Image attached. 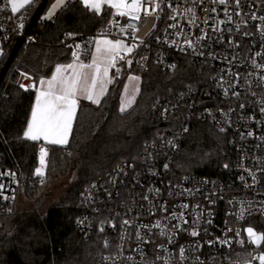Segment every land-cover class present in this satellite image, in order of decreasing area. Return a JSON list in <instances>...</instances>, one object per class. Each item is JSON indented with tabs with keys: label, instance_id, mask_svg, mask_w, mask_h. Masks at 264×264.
I'll return each instance as SVG.
<instances>
[{
	"label": "built area",
	"instance_id": "obj_1",
	"mask_svg": "<svg viewBox=\"0 0 264 264\" xmlns=\"http://www.w3.org/2000/svg\"><path fill=\"white\" fill-rule=\"evenodd\" d=\"M139 17L112 14L106 26L71 47L83 55L96 37L125 42L132 51L115 55V79L127 67L142 74L154 66L171 73L177 56L189 57L203 77L175 103L155 110L165 119L185 108L228 135L231 149L211 175H179L175 159L189 131L183 125L160 133L143 166L124 165L114 176L90 183L77 227L86 240L95 228L105 232L106 253L94 264H261L264 250L259 241L250 242L246 230L258 235L257 221L264 219V0H152L141 5ZM26 18L0 0V59L12 37L24 38L26 45L35 42L26 33ZM21 84L36 89L28 87L35 79L23 72L16 86ZM10 173L0 171L3 205L14 203L20 185L18 175ZM157 221L161 226L153 227Z\"/></svg>",
	"mask_w": 264,
	"mask_h": 264
},
{
	"label": "trees",
	"instance_id": "obj_2",
	"mask_svg": "<svg viewBox=\"0 0 264 264\" xmlns=\"http://www.w3.org/2000/svg\"><path fill=\"white\" fill-rule=\"evenodd\" d=\"M53 2L33 0L20 12L26 13V33L35 36V42L26 45L24 38L12 37L0 59V171L18 175V191L25 187L30 197H38V190L53 175L70 177L75 172L76 183L42 219L34 211H17L16 200L11 205L0 203V264H94L106 253L105 232L95 228L86 240L77 227L84 213L86 187L114 176L124 165L143 166L148 148L158 142L163 130L188 127L175 159L179 175H211L227 161L231 149L228 135L215 131L185 108L165 119L155 110L164 103H175L203 77L200 66L185 56L175 58L177 66L171 73L154 66L150 73L142 74L132 67L115 79L99 104H81L68 145L24 138L36 89L17 87L19 73L30 75L36 84L50 78L58 64L72 61L71 46L82 40L81 36L92 37L113 14L107 7L97 14L75 0L46 20L45 12ZM92 50L93 45L83 57H89ZM130 73L141 77L140 94L129 111H121L123 87ZM42 147L48 152L44 177L35 174ZM256 230L264 233V219H258ZM261 247L264 250V242Z\"/></svg>",
	"mask_w": 264,
	"mask_h": 264
},
{
	"label": "snow or ice",
	"instance_id": "obj_3",
	"mask_svg": "<svg viewBox=\"0 0 264 264\" xmlns=\"http://www.w3.org/2000/svg\"><path fill=\"white\" fill-rule=\"evenodd\" d=\"M33 0H8V4L11 5L12 13H17L21 8L25 5L31 6ZM80 2L90 10H94L96 13H100L101 5L108 4L111 8L117 10L116 14L120 17H129L130 19H139V12L141 9V5H151L152 0H131V3L128 0H80ZM220 3H225V0H220ZM237 4H239V0H237ZM66 0H56V3L52 5L51 9L48 12L47 17L50 19L56 12L57 8L65 7ZM156 7H159L157 4ZM148 10L145 8V15H148ZM261 19H264L262 17ZM23 23L21 22L19 27L23 28ZM129 27H133L129 25ZM123 30V29H122ZM101 44L104 45L101 48ZM79 49V45L75 46ZM124 49L128 53L132 51L131 47H124V44L120 40L111 41V40H103L96 41V53L103 56V58L107 61V66L103 68V76H108L109 67H115V55L121 50ZM74 60H79V54L76 51L72 53ZM97 56L93 57L92 64L84 65L81 63L79 67H91L94 69V75L91 81V85L87 83L86 76H82L81 73L73 71L72 76L66 77L63 73L66 69H75L77 67L76 64H58L55 68V71L52 73L51 79L45 80L41 79L39 81L41 88L36 89V102L32 108L31 118L28 121L27 128L23 133L24 138L31 141H38L43 138L47 143L53 145H65L68 143V137L72 130V123L76 115V110L78 107V99L77 93L82 94L86 99L92 101L95 104L100 103V98L104 95L105 88L103 83L101 84L99 91H95L96 88V77L100 75L101 69L99 64L97 63ZM122 59V57H121ZM130 65L132 63L131 60L127 61ZM255 63V62H254ZM256 67H260V65H256ZM23 75V74H22ZM83 79V83L81 80ZM130 80L136 79L139 77H129ZM264 79V76L261 77ZM21 88H26L25 85L21 84ZM30 88H36L35 84L29 85ZM227 91V90H226ZM132 100L129 99L127 101L128 104H131ZM125 110L124 103L122 102L121 111ZM264 112V108L261 109ZM248 135H252V133H248ZM264 139V137H262ZM41 158L40 165L35 169V174L38 176H43V168L45 167V156L47 155V150L45 148H41ZM167 167V165H165ZM227 167V165H225ZM10 175H15L14 173H10ZM243 179V177H241ZM3 185H0L2 188ZM8 199V197H4ZM183 207H188V205H184ZM243 209H241V218H243ZM176 218V217H174ZM125 224H128L129 221H124ZM160 221H157L153 227H160ZM143 227H148L144 225ZM103 229H101L102 231ZM247 233L250 239V242L261 241L264 242V233L257 235L254 233V230L249 227L247 228ZM162 235L165 233L162 232ZM139 236V233H137ZM192 236H197L198 233L193 231L191 233ZM237 236L240 235L239 232L236 233ZM224 244H230V241L225 239L223 241ZM241 244L244 243L243 240L240 241ZM181 257L184 256L185 249H179ZM158 259L160 257H157ZM128 259H132L131 256ZM261 264H264V254H261L259 257ZM247 264V262H246Z\"/></svg>",
	"mask_w": 264,
	"mask_h": 264
},
{
	"label": "rangeland",
	"instance_id": "obj_4",
	"mask_svg": "<svg viewBox=\"0 0 264 264\" xmlns=\"http://www.w3.org/2000/svg\"><path fill=\"white\" fill-rule=\"evenodd\" d=\"M68 0H66L67 2ZM129 3H131V0H128ZM56 3V0H54V2L48 7V9L45 12L44 15V19L46 20H51L59 11H61V9L63 7L57 8L55 14L50 18H45L48 15L49 10L51 9L52 5ZM26 6V5H25ZM24 6V7H25ZM11 7V5H10ZM23 7V8H24ZM111 8L110 5L108 4H103L101 5V11L100 13L97 14H101L104 10V8ZM23 8H21L17 13H19ZM113 14H116L117 10L114 8H111ZM94 11V10H92ZM95 12V11H94ZM103 40H111V41H116L119 39H112V38H105V37H96L94 39V43H93V51H92V55H91V59L88 61L90 62L89 64H92L93 61V57L97 56V63L100 66L101 72L100 75L96 77V89L95 91H99V88L101 86V84L103 83L104 88L107 87L108 83L112 80L115 79L114 78V73H113V67H109L108 70V76L104 77L103 76V68L105 66H107V61L103 58L102 55L97 54L96 53V41H103ZM122 41V40H120ZM123 42V41H122ZM124 47L127 48L128 45L123 42ZM101 48L104 47L103 44L100 45ZM120 52H127L124 49H121L118 53ZM79 55L80 52H78ZM92 72V77L94 75V69L91 68L90 70ZM129 71V70H128ZM129 77H139L138 80L136 79H132L130 80ZM140 75H138L137 73H130L127 75V80L126 83L124 85V91H123V95L124 94H129L132 92H138L139 86H140ZM92 79L89 80V82H87L88 84H91ZM108 93V90H105L104 95L100 98V101L105 97V95ZM123 97V96H122ZM95 104V103H94ZM97 105V104H95ZM69 143V142H68ZM67 143V145H68ZM40 158H41V152L39 153L38 156V167H41L40 165ZM45 167L43 168V172L44 175L41 177H44L47 173V167H48V152L47 155L45 156ZM38 176V175H37ZM76 183V173L72 172L70 177H60L58 175H53L52 178L49 180V182L43 186H41V188L38 190V197H30L29 193L26 191L25 187L20 188V190L17 192V196H16V209L17 211H22L24 213H28L30 211H34L37 215V217L39 219H42L46 216L47 212L49 211L50 208H52L55 205H58L60 202V199L65 196L68 191L75 185ZM45 194H49V197L47 198V200L42 204V206L40 208H36L37 203L41 200V197ZM260 235V234H258ZM263 242L259 241V245H261ZM264 254V252L262 253Z\"/></svg>",
	"mask_w": 264,
	"mask_h": 264
},
{
	"label": "crops",
	"instance_id": "obj_5",
	"mask_svg": "<svg viewBox=\"0 0 264 264\" xmlns=\"http://www.w3.org/2000/svg\"><path fill=\"white\" fill-rule=\"evenodd\" d=\"M68 2V1H67ZM66 2V3H67ZM28 7V5H26L20 12H22V11H24L26 8ZM19 12V13H20ZM93 51V50H92ZM91 55H92V53H91ZM91 55L89 56V57H87V58H85V57H83V55L81 54V55H79V60H74V59H72V61L70 62V63H68V64H76L77 65V67L75 68V69H66L65 71H64V75L66 76V77H70V76H72V74H73V71H75V72H78V73H81L82 74V76H86V78H87V82H89V80L90 79H92L93 77H92V72L90 71L91 70V67H83V68H81V67H79V65L81 64V63H83L84 65H90L89 63L90 62H88L90 59H91ZM65 65H67V64H65ZM127 70H129L128 69V67H127ZM126 70V71H127ZM43 79H45V80H48V79H51V77L50 78H43ZM127 80V79H126ZM84 81H83V79L81 80V83H83ZM115 82V79H112L109 83H108V85H107V87L105 88V90H108L109 91V88L113 85V83ZM125 83H126V81H125ZM89 85H91L90 83H89ZM125 85V84H124ZM39 88H41V85H40V83L38 82V84H36V89H39ZM140 88H141V79H140V86H139V89H138V92L136 91H134V92H132V93H129V94H124L123 95V92H122V96L123 97H121V104H120V109H121V105H122V102L124 103V106H125V110L124 111H129L134 105H135V103H136V101H137V99H138V96H139V94H140ZM96 89V88H95ZM123 91H124V87H123ZM36 95H37V90H35V102H36ZM106 96V95H105ZM77 99H78V107H77V110H76V115H75V118H74V120H73V123H72V130H73V127H74V123H75V120H76V117H77V113H78V110H79V107H80V105L81 104H84V103H89V104H94L92 101H90V100H88V99H86L82 94H80L79 92L77 93ZM129 99H131L132 100V102H131V104H128L127 103V101L129 100ZM35 102H34V104H35ZM101 102V101H100ZM34 106V105H33ZM32 112V111H31ZM30 118H31V115H30ZM30 118H29V120H30ZM72 130H71V133H72ZM71 133H70V135H69V137H68V142H69V140H70V137H71ZM36 142H43L44 144H46V145H53V144H50V143H47L43 138H41L40 140H38V141H36ZM67 144H65V145H58V146H66ZM43 148H45L46 150H47V147H43Z\"/></svg>",
	"mask_w": 264,
	"mask_h": 264
},
{
	"label": "water",
	"instance_id": "obj_6",
	"mask_svg": "<svg viewBox=\"0 0 264 264\" xmlns=\"http://www.w3.org/2000/svg\"><path fill=\"white\" fill-rule=\"evenodd\" d=\"M49 197V194H45L42 196L41 200L37 203L36 208H40L42 206V204L47 200V198Z\"/></svg>",
	"mask_w": 264,
	"mask_h": 264
}]
</instances>
